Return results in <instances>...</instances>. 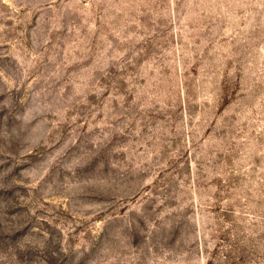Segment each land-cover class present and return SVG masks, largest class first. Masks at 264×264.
<instances>
[{
    "label": "rangeland",
    "instance_id": "rangeland-1",
    "mask_svg": "<svg viewBox=\"0 0 264 264\" xmlns=\"http://www.w3.org/2000/svg\"><path fill=\"white\" fill-rule=\"evenodd\" d=\"M0 264H264V0H0Z\"/></svg>",
    "mask_w": 264,
    "mask_h": 264
}]
</instances>
